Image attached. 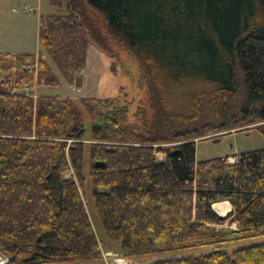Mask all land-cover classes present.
Wrapping results in <instances>:
<instances>
[{
	"label": "trees",
	"instance_id": "1",
	"mask_svg": "<svg viewBox=\"0 0 264 264\" xmlns=\"http://www.w3.org/2000/svg\"><path fill=\"white\" fill-rule=\"evenodd\" d=\"M51 5L54 11L39 18L41 50L0 53V81L8 88L0 93L6 264L100 260L101 244L126 257L213 249L149 264H264V243L228 250L264 226V147L195 160L196 138L264 122V0ZM86 10L139 63L145 95L134 110L121 96L76 101L22 91L35 71L48 86L59 83L58 74L75 86L88 44L101 48V31L90 27ZM255 130L264 136V123ZM88 179L101 239L84 201ZM221 202L232 206L235 229L223 227Z\"/></svg>",
	"mask_w": 264,
	"mask_h": 264
},
{
	"label": "rangeland",
	"instance_id": "2",
	"mask_svg": "<svg viewBox=\"0 0 264 264\" xmlns=\"http://www.w3.org/2000/svg\"><path fill=\"white\" fill-rule=\"evenodd\" d=\"M62 6L64 8L65 4L63 3ZM53 11L51 0H0V53H35L41 50L38 42L39 18L41 15ZM85 17L90 18L88 24L93 29H99L102 36L101 48L92 43L88 44L86 63L78 74L82 75L81 86L69 84L65 78L58 74L59 83L57 85H49L47 88L39 87L36 91L37 94L70 97L76 101H79L80 98L121 96L132 102L131 108L134 110L138 100L145 95L144 88L139 83L140 67L137 59L107 36L103 31L101 19L97 15L86 10ZM182 88L184 87L182 86ZM6 92H8L7 86L0 81V93ZM262 123L264 122L247 124L196 138L195 160L234 156L244 151L264 147V136L255 130V126ZM199 139L202 140L198 141ZM84 141L88 142L89 140ZM85 191L83 192L85 205L95 233L101 239L103 227L96 210L94 197L90 192L89 179L85 181ZM216 209L218 214H223L222 216L227 218L223 227L235 229V224H230L228 221L231 218L232 206L227 202H221V204H217ZM257 232L259 234L253 237L237 240L233 245L229 244L228 250H231L233 246L241 247L264 243V226L258 228ZM105 241V244L112 246L113 241L108 238ZM212 250L210 246L190 247L145 256L126 257L118 250L106 248L101 244L102 256L100 260L87 259L80 261V264H114L112 259L114 254L124 258L129 264H149L156 260L199 255Z\"/></svg>",
	"mask_w": 264,
	"mask_h": 264
},
{
	"label": "built area",
	"instance_id": "3",
	"mask_svg": "<svg viewBox=\"0 0 264 264\" xmlns=\"http://www.w3.org/2000/svg\"><path fill=\"white\" fill-rule=\"evenodd\" d=\"M27 69L31 70L32 66L31 65H27ZM47 86L48 85L46 83H44L43 79H40V80L38 79V76H37L36 71H35L34 79L30 80L29 82L24 83L23 86H22V91L26 95H29V96H31L33 98H36L38 96V94L36 92L37 89L39 87L47 88ZM234 160H235V158H231V157L229 158L230 162H233ZM112 259H113V263L114 264H129L128 261H126L124 258L118 256L117 254H114V257ZM7 261H8V258L2 252H0V264H6Z\"/></svg>",
	"mask_w": 264,
	"mask_h": 264
},
{
	"label": "water",
	"instance_id": "4",
	"mask_svg": "<svg viewBox=\"0 0 264 264\" xmlns=\"http://www.w3.org/2000/svg\"><path fill=\"white\" fill-rule=\"evenodd\" d=\"M82 84V75H77L75 77V86H81ZM94 164L96 166H103L104 162L103 161H95ZM213 206V205H212ZM214 209V208H213ZM215 210V209H214Z\"/></svg>",
	"mask_w": 264,
	"mask_h": 264
},
{
	"label": "crops",
	"instance_id": "5",
	"mask_svg": "<svg viewBox=\"0 0 264 264\" xmlns=\"http://www.w3.org/2000/svg\"><path fill=\"white\" fill-rule=\"evenodd\" d=\"M16 53H29V52H16Z\"/></svg>",
	"mask_w": 264,
	"mask_h": 264
},
{
	"label": "bare ground",
	"instance_id": "6",
	"mask_svg": "<svg viewBox=\"0 0 264 264\" xmlns=\"http://www.w3.org/2000/svg\"><path fill=\"white\" fill-rule=\"evenodd\" d=\"M221 204V203H220Z\"/></svg>",
	"mask_w": 264,
	"mask_h": 264
}]
</instances>
